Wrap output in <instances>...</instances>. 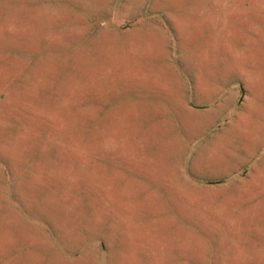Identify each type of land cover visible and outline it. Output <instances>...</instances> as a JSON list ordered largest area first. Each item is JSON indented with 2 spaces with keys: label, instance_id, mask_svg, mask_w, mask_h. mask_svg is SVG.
<instances>
[{
  "label": "rangeland",
  "instance_id": "1",
  "mask_svg": "<svg viewBox=\"0 0 264 264\" xmlns=\"http://www.w3.org/2000/svg\"><path fill=\"white\" fill-rule=\"evenodd\" d=\"M0 264H264V0H0Z\"/></svg>",
  "mask_w": 264,
  "mask_h": 264
}]
</instances>
